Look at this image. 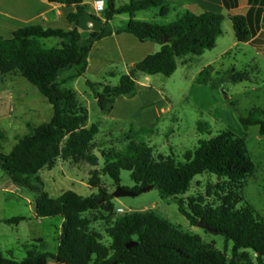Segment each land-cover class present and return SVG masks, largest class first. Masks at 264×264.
Listing matches in <instances>:
<instances>
[{"label":"trees","instance_id":"1","mask_svg":"<svg viewBox=\"0 0 264 264\" xmlns=\"http://www.w3.org/2000/svg\"><path fill=\"white\" fill-rule=\"evenodd\" d=\"M48 1L76 6L77 10L68 15L72 28L30 24L16 29L11 38L0 36V81L3 82L5 75L25 77L53 105L54 114L49 121L36 126L29 124V131L18 138L9 152L0 148V167L11 182L37 191L35 210L39 217L63 218L60 243L56 252L30 250L23 260L6 255L0 248V264H31L44 258H53L58 264H264V217L252 205H240L244 201L243 182L256 165L249 154L246 137L230 129L201 138L195 149L186 152L182 162L171 155L156 156L153 146L128 137L129 142L123 148L103 152L102 169L117 186L122 183V170L131 172L135 191L154 184L163 198L177 200L179 210L193 225L202 221L224 235V250L206 242L199 234L179 229L153 210L117 216L107 227L112 241L106 244L102 234L92 226L94 219L87 215L100 211L110 214L115 208L113 193L104 186L101 171L97 168L91 171L89 184L99 192L89 196L66 190L52 197L44 190L39 175L42 169L55 167L59 159L76 163L83 160L93 167L100 163V157L92 150L100 125H87L88 109L80 104L76 92L64 85L69 79L86 74L94 44L115 32L109 26L114 16L131 15L126 26L117 32L132 33L141 41H155L161 49L133 63L116 85L87 80L104 113L112 111L120 95L131 97L137 93L139 73L171 76L178 68V58L213 49L223 34L225 15L215 11L196 14L188 10L176 20L161 24L135 19L134 14L160 7V14L165 16L171 10L166 0H131L122 5H117L116 0H107L103 29L93 31L84 39L78 23L79 16L87 11L86 0ZM254 19L253 7L248 15L231 16L237 40L249 42L264 53V31L259 33L260 25ZM52 37L59 38V44L47 46L43 39ZM73 68L76 73L63 78V73ZM214 72V65L206 66L196 82L216 88ZM248 79V72L235 68L228 71L226 78L233 82ZM97 84L102 85L101 90L95 89ZM241 121L246 129L259 126L264 135L263 108H252ZM198 127L203 133L210 128L204 121H199ZM205 172L221 180L215 186L217 190L210 191V195L217 196L215 201H208L203 194L191 195L187 200L178 197L190 190L197 175ZM32 176H36L39 184L32 183ZM102 197H105L104 203L100 204ZM24 219L25 216H15L6 222L19 223ZM133 240L137 245L128 248L127 243Z\"/></svg>","mask_w":264,"mask_h":264},{"label":"rangeland","instance_id":"2","mask_svg":"<svg viewBox=\"0 0 264 264\" xmlns=\"http://www.w3.org/2000/svg\"><path fill=\"white\" fill-rule=\"evenodd\" d=\"M157 11L158 7H152L136 14L140 19L163 23L177 19L175 10L167 16H157ZM94 14L100 16L95 9ZM126 17L127 14L118 15L112 26L123 25ZM55 41L57 38L44 39L47 46H52ZM225 49L226 53L223 52ZM210 64L215 66V70L219 65L214 72L216 88L196 82L199 72ZM232 68L248 72L250 79L242 82L227 81V73ZM129 70L130 67L123 63L110 65L99 75L86 72L85 75L69 79L64 85L73 89L80 104L88 109L87 125H100V132L96 135L92 148L100 157V163L93 167L83 160L76 163L59 159L55 167L44 168L39 173L44 182V190L52 197H58L66 190H74L84 196L98 193L99 190L89 184L91 171L97 168L101 171L107 191L113 193L117 185L110 176L102 172L105 164L103 152L123 148L129 142L128 137L137 138L153 146L156 156L171 155L178 162H182L186 152L195 149L201 138H210L230 129L246 137L249 154L256 165L255 170L243 182L241 192L244 201L240 205L248 203L264 217V135L260 133L259 126L246 129L241 121L242 117L248 116L252 108L264 109V53L253 45L239 42L231 19L225 16L223 34L213 49L201 55L188 54L178 58V68L171 76L161 73L150 76V83L160 90L163 98L160 99L157 92H152L144 99L152 100V105L143 108L138 107L139 102L134 105V118L145 124L136 132L138 134L128 132L133 122L131 119L108 117L109 113H104L98 105L95 90L87 84L89 79L96 83L116 85L121 76ZM75 72V68L67 70L63 77ZM111 72L114 74H110ZM101 88V84L95 87L96 90ZM140 91L144 94L146 90L141 87ZM163 106H169L170 110L162 117H157L156 113ZM53 114V105L25 77H3V82L0 81V148L9 152L18 138L29 131V124L36 126L49 121ZM199 121L208 123L210 128L204 133L201 132ZM121 177V185L133 190L136 183L131 178V172L122 170ZM31 181L33 184H39L36 176H32ZM220 181L217 175L210 172L199 174L192 182L190 190L178 197L187 200L191 195L203 194L208 201H215L217 196L210 195V191H216L215 186ZM36 196L35 189L11 182L0 167V248L6 255L18 260H23L30 250L56 252L60 243L63 218L39 217L35 210ZM101 199L100 204H103L105 197ZM113 203V213L100 211L87 214L94 219L92 226L102 234L106 244H111L112 241L107 227L117 216L134 211L153 210L179 229L201 235L206 242L213 243L220 250L225 248L224 235L193 225L179 210L177 200L173 197L163 198L157 187L136 196L114 197ZM119 208H123V211L119 212ZM15 216H25L26 219L19 223L6 222ZM228 254L231 256L230 251ZM31 264L58 262L53 258H44Z\"/></svg>","mask_w":264,"mask_h":264},{"label":"crops","instance_id":"3","mask_svg":"<svg viewBox=\"0 0 264 264\" xmlns=\"http://www.w3.org/2000/svg\"><path fill=\"white\" fill-rule=\"evenodd\" d=\"M130 1L131 0H116V3L117 5H122L129 3ZM166 2L171 7L170 12L175 10L177 18L189 10L196 14H200L205 11H215L223 13L225 16L231 19V16L237 14L248 15L251 8L253 7L255 18L254 21L256 24L260 25L259 33L264 31V0H254L253 2L251 0H166ZM85 4L87 5V11L94 14V0H86ZM76 10V6L74 5L59 4L55 2H49L48 0H0V36L11 38L13 37V32L16 29L30 24H41L45 27L63 28L66 30L71 29L72 24L68 19V15L69 13ZM136 13L134 14L135 19L151 21L145 18H138ZM118 15L114 16V18L109 21V26L115 31L114 34L104 37L94 44L90 52L87 72H92L96 75H99L110 65H117L120 63L130 67L133 63L138 62L149 54L155 53L161 49V45L155 41H141L132 33L117 32L118 29L125 27L131 18V15L127 14L128 17H126V20H124L123 25L119 27H113L112 22ZM156 15L163 16L160 14V7H158ZM259 15L260 19H258ZM101 17L104 18V16ZM157 23L167 24L163 22ZM59 42L60 39L57 38V41H55L52 46L59 44ZM243 43L250 44L249 42ZM223 52L226 53L227 49H225ZM218 66H216L217 69L219 68ZM5 76H8V78H11V76L20 77V75ZM141 76L143 77L140 78ZM150 76L152 75L139 73L136 83L137 93L131 97L120 95L116 99L113 110L108 114V117L112 118L121 117L123 119H131L134 124L133 122L130 124L128 132L136 133L145 126V124L140 119L138 120L134 118L133 111L135 109L134 105H136V103L139 102L138 107L141 108L146 107L147 105H152V100H144L152 92H157L158 97L160 99L163 98V94L160 92V90L155 88V86L150 83ZM141 87H144L146 90L144 94L140 91ZM169 110V106H163L156 113V116L162 117V115ZM150 126L152 127L153 125Z\"/></svg>","mask_w":264,"mask_h":264},{"label":"water","instance_id":"4","mask_svg":"<svg viewBox=\"0 0 264 264\" xmlns=\"http://www.w3.org/2000/svg\"><path fill=\"white\" fill-rule=\"evenodd\" d=\"M104 24H105V19L103 17L96 16L95 14L89 11H86L79 16L78 27L82 30L81 36L84 39L88 38L93 31H97V32L101 31L104 27ZM168 39L169 38L166 37L165 41L167 42ZM154 187H155L154 184H150V185L141 187L138 191H135V190L126 189L122 185H118L116 190L113 192V196L114 197L136 196L142 192L151 190ZM101 202H102V199L100 200V203ZM197 225L209 231H213V232L217 231L216 228H211L207 223L202 222V221L198 222ZM137 243L138 242L135 240L130 241L129 243H127V247L131 248L137 245Z\"/></svg>","mask_w":264,"mask_h":264},{"label":"built area","instance_id":"5","mask_svg":"<svg viewBox=\"0 0 264 264\" xmlns=\"http://www.w3.org/2000/svg\"><path fill=\"white\" fill-rule=\"evenodd\" d=\"M107 7V0H94V9L101 16L104 14ZM119 212L123 211V208L118 209Z\"/></svg>","mask_w":264,"mask_h":264}]
</instances>
